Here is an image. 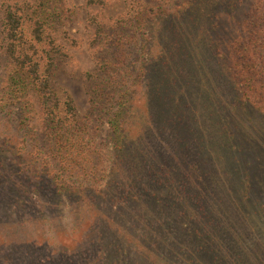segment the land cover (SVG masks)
I'll return each mask as SVG.
<instances>
[{
  "label": "trees",
  "instance_id": "trees-1",
  "mask_svg": "<svg viewBox=\"0 0 264 264\" xmlns=\"http://www.w3.org/2000/svg\"><path fill=\"white\" fill-rule=\"evenodd\" d=\"M228 3L237 14L232 16L235 26L222 41V49L221 42L213 36V31L221 27L213 14L217 15ZM43 10V1L34 4L4 0L1 5L0 124L8 135L0 144V157L7 151L18 157L21 162L15 159L13 178L19 179L16 173L20 170L26 183L25 188L19 187L13 194L21 196L20 192L25 194L29 188L41 190V185L50 180L59 188L58 195H70L68 186L75 183L79 188L86 187L102 172L106 149L115 171L120 160L131 168L137 166L139 174L136 185L130 184L127 193L109 191L96 196L105 205L127 200L118 213L119 220H105L100 209L93 210L92 221L98 224L90 223L88 237L95 232L101 246L102 237L97 232L103 234V247L109 257L106 264H128L124 263L127 255L138 259L133 264H247L233 248V223L224 220L217 225L206 215L213 207V193L197 199L195 190L178 171H162L167 163V148L177 154L190 150L193 142L187 138L193 140L198 120L199 128L204 126L203 120L206 125V129L200 128L204 136L212 137L209 151L214 150L221 157L226 147L221 141H225L224 132L220 131L223 128L218 123L225 113L214 108L217 99L209 92L217 89L209 77L203 79L204 89L197 91V108L192 111L185 107L178 92L184 83L189 90L191 87L192 73L184 75L182 63L195 61L193 42L204 50L203 57L215 51L243 100L264 112V0H131L127 11L112 20V25L100 24L103 33L98 32L94 38L102 48L97 51L98 68L86 79L91 84L92 105L108 116L109 130L101 141L92 118L79 114L74 98L69 94L60 97L56 92L57 60L66 53ZM172 24L177 30L169 35ZM65 35L70 39L68 33ZM4 67L7 71L3 75ZM164 83L168 85L167 92L170 85L174 93L173 108L168 112L177 120L171 136L163 134L161 124L167 121L168 114L159 107L168 99L167 92L161 89L160 84ZM152 101L158 107L157 113L153 112ZM13 108H17V115H12L10 123V119H4L11 116ZM156 123L161 124L160 135L155 136L158 143H153L152 125L155 128ZM20 129L26 131L23 141L11 143V131ZM211 178L204 176L209 180L206 191L211 190ZM13 198L11 201L17 202ZM241 201L249 204V222L247 219L239 227L241 244L264 257V244L254 251L245 240L247 233L264 239V211L250 197ZM81 204L84 206L83 201ZM16 228L19 227L3 228L2 232L9 240H13L12 236L23 242L27 236L17 235L22 231L17 232ZM207 238L213 239L212 245H197ZM118 240L121 245H117ZM168 256L175 258L169 262Z\"/></svg>",
  "mask_w": 264,
  "mask_h": 264
},
{
  "label": "rangeland",
  "instance_id": "rangeland-1",
  "mask_svg": "<svg viewBox=\"0 0 264 264\" xmlns=\"http://www.w3.org/2000/svg\"><path fill=\"white\" fill-rule=\"evenodd\" d=\"M3 1L0 0V19ZM18 1H30L34 4H41L43 1V13L49 18L50 27L57 33L66 53L57 60L55 69L56 92L60 97H65L67 94L71 95L76 102L79 114L82 117L92 118L93 128L98 129L100 133L98 140L101 141L106 138L109 130L106 121L108 116L102 112L101 108H95L92 105L90 101L91 84L86 77L88 73H95L98 68L96 56L97 51L102 50V48L98 46V42L96 43L94 38L98 32L103 33L100 24L112 25V20L127 11L131 0H99L96 3H91L89 0ZM231 7L233 6L228 3L217 12V15L213 14L221 25L213 31L214 38L221 42V48L222 41L228 36V33L233 31L235 26V20L232 16L237 14L233 13L237 10L232 12ZM212 21L215 22V17L212 18ZM169 30V35H172L177 28L172 24ZM65 33L70 35V39L66 37ZM193 44L194 55H196L195 61L187 65L183 62L186 67L182 63L183 74L192 73L191 87L189 90V86H186L185 83L183 86L179 85L180 98L187 109L190 111L196 109L194 101L197 102V97L195 95L197 91L204 89L203 79L209 77L217 89L211 88L209 92L217 99L214 108L216 106L217 109L220 108L219 110L225 113L223 118L217 122L223 128L220 131L221 133L224 132L227 145L221 139L223 146H226L220 153L221 157L214 150L213 152L209 151L208 144L211 143L212 137L208 134L204 136V132L200 128L206 129V125L203 120L204 126L200 125L199 128L198 120V123L195 122L196 129L193 131V140L189 138H187L189 141L184 140L193 142V145L190 144V150L177 154L174 150L168 151L167 148V163L166 166L165 164L162 165V167L165 166L162 172L164 173L165 170L171 173L178 171L185 183L195 190L197 199L205 193H213L214 196L210 202L213 207L211 211L206 212V215L213 219L212 222L217 225L224 220L233 223L235 234L231 236L232 245L234 250L241 254V258L245 259L244 262L247 264H264L262 254L251 253L247 247H244V244H241L239 232L240 225L246 224L247 219L249 222L247 215L249 204L248 201H241L243 198L250 197L257 201L258 206L264 211V112L248 105L243 100L235 81L215 51L211 55L207 53L206 57H203L204 50L198 48L195 42ZM156 48L157 44L154 51ZM4 71L6 72L7 68L4 67L3 75L5 74ZM160 85L161 89L167 92L166 87L168 85L166 83L163 86ZM156 93L154 90L155 98ZM167 94V101L159 107L161 111L168 113L167 121L161 123L164 125L163 134L171 136L174 132L173 124L177 118L168 112L174 104V93L171 92L170 85ZM156 101L158 100L156 99ZM152 105L153 112L157 113V105L153 101ZM13 109L14 112H10L12 113L11 116H6L4 119H10V123H12V115H17V108ZM161 124H154L155 128L152 125L153 143H158L155 136L160 135ZM0 125V144H2L7 139L8 133L1 129L2 124ZM25 133L24 129H20L16 133L11 131L9 141L11 143L23 141L24 138L22 137ZM221 133L219 132V134ZM213 137L216 138V134ZM215 146L218 148L217 145ZM103 151L106 161L103 164L102 172L93 178L94 182H88L85 184L86 187L80 188L74 183L68 186L72 191L69 193L70 195L67 193L61 196L57 194L59 188L53 185L50 180L45 182V186L41 185V190L29 188L25 194L20 192L21 196L13 194L19 187L25 188L24 185L26 184L23 182L24 174L20 170L16 173L19 179L13 178V172L16 169H13L15 159L19 162L21 160L8 151L0 157V264L107 263L109 257L107 249L103 247V234L101 236L97 232V235L102 237L100 238L101 241L98 240L101 246L95 239V232L92 231L90 239L88 237L90 223L95 224V221H92V218L95 217L93 210L100 209L101 218L105 220L108 218L112 221L117 218L119 220L121 216H118V213L123 210V205H126L127 200L120 199L115 203L105 205L103 201L98 202L96 196L107 195L109 191L127 193L130 184L136 185L139 174L137 175V166L131 168L129 163L120 160L117 162L115 171L113 160L108 158L109 150L104 149ZM113 171L114 173H112ZM2 172L5 173L1 174ZM197 175H200L199 179H197ZM210 175L212 177L210 180L211 190L206 191L204 188L208 187L209 180L204 179V176ZM202 178L204 180L201 181ZM10 179L16 184L12 183ZM114 180L116 181L112 184ZM122 188L121 192L120 189ZM14 196L15 198H13ZM11 198L17 199V202L11 201ZM82 201L84 206H81ZM93 204L95 206L92 207ZM101 222L103 223L102 220ZM15 226L19 227L16 228L17 232L22 231L21 234L17 235L27 236L23 242L15 241L12 236L10 238L13 240H9L2 232L3 228L12 230ZM189 229L190 225L185 228L186 232ZM248 234L245 240H247L248 247H254V251L255 247L260 248L261 244H264V239L261 236L256 238L255 236L250 237ZM121 243L118 240L117 245H121ZM209 243L212 245L213 239L207 238L198 241L197 245ZM223 253L224 255L227 254L224 251ZM174 258L173 256L167 257L169 262H172ZM177 259L180 260V258ZM136 260L138 259L133 255H127L124 263L133 264ZM227 264H232V262Z\"/></svg>",
  "mask_w": 264,
  "mask_h": 264
}]
</instances>
